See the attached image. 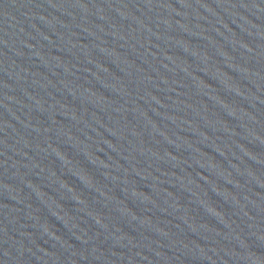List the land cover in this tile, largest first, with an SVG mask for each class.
Masks as SVG:
<instances>
[{
    "label": "water",
    "instance_id": "water-1",
    "mask_svg": "<svg viewBox=\"0 0 264 264\" xmlns=\"http://www.w3.org/2000/svg\"><path fill=\"white\" fill-rule=\"evenodd\" d=\"M0 264H264V0H0Z\"/></svg>",
    "mask_w": 264,
    "mask_h": 264
}]
</instances>
